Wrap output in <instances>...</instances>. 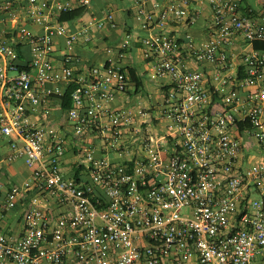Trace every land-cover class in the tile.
I'll return each mask as SVG.
<instances>
[{"label": "built area", "instance_id": "obj_1", "mask_svg": "<svg viewBox=\"0 0 264 264\" xmlns=\"http://www.w3.org/2000/svg\"><path fill=\"white\" fill-rule=\"evenodd\" d=\"M90 4L0 0V139L29 170L0 182V264H264V12L133 0L147 71L167 82L148 108L116 104L133 84L132 37L78 73L76 47L114 15L74 29L57 15ZM195 7L210 12L203 38L173 32L196 23ZM67 89L56 128L50 99L61 107Z\"/></svg>", "mask_w": 264, "mask_h": 264}, {"label": "crops", "instance_id": "obj_2", "mask_svg": "<svg viewBox=\"0 0 264 264\" xmlns=\"http://www.w3.org/2000/svg\"><path fill=\"white\" fill-rule=\"evenodd\" d=\"M159 1L163 2V0ZM133 5V0H91L90 6L87 7V16L78 18L71 22H65L67 26H69L71 29H74L87 22L92 17L101 16L102 12L104 11L112 12L115 18L116 27L114 29L105 28L96 34L97 38L94 39L91 43L79 44L76 47L74 55L76 57L75 66L78 73H85L91 66L100 65L101 63H103L104 60L108 57L105 48L109 46H116L125 38V36H129L132 37L134 41L132 47L126 53V56L123 60V64L127 68H134L140 80L142 73L149 74L145 62L141 56L139 49L140 44L138 42V40L144 37L146 33L140 30L138 21L136 19L135 8ZM245 5L247 8L252 9L253 12L257 15L264 12L261 9L254 7L251 0H245ZM195 9L202 10L201 15L197 18L195 24H193L189 29L182 26L180 28L172 27L171 30L177 33L188 31L196 39L203 38L206 31L207 20L210 16V12L207 8L200 9L198 7H195ZM35 30H39V28L36 27ZM139 56L143 61V66L138 64ZM139 69L141 74L139 73ZM153 80L158 82V90L161 92V97L159 101H155L149 105H146L141 101H137L135 98L139 93V90L142 85L139 89L136 90V86L132 82L133 84L130 85L127 90V93L117 97L116 104L123 105L127 100L130 99L133 105L140 104L141 106L148 108L155 106L162 100L167 82L156 79ZM49 105L53 108L51 125L56 128L62 129L61 125L65 124L63 116L64 111L61 109L58 100L55 98L50 99ZM8 153L9 143L6 139H0V182L6 185L20 184L28 176L29 170L24 166L23 160L21 158L8 161L6 159ZM64 164V170L66 172H69L72 169L73 164V160L69 155H67ZM13 219V217H9L7 218V220L4 221L6 229L12 226Z\"/></svg>", "mask_w": 264, "mask_h": 264}, {"label": "trees", "instance_id": "obj_3", "mask_svg": "<svg viewBox=\"0 0 264 264\" xmlns=\"http://www.w3.org/2000/svg\"><path fill=\"white\" fill-rule=\"evenodd\" d=\"M87 12L88 11H87L86 7L73 9V10L68 11V12L59 13L57 15V20L59 22H62V23L71 22V21L76 20L78 18L87 16ZM253 48L258 49V50H264V43L263 42H254ZM127 72H128L129 79H131V82H133L135 84L136 90L139 89L141 87L142 83H141L140 78L137 76L135 69L132 67H128ZM69 92H70V89H67L63 95V100L61 102V109L63 111L67 110L71 105L70 99H69Z\"/></svg>", "mask_w": 264, "mask_h": 264}, {"label": "rangeland", "instance_id": "obj_4", "mask_svg": "<svg viewBox=\"0 0 264 264\" xmlns=\"http://www.w3.org/2000/svg\"><path fill=\"white\" fill-rule=\"evenodd\" d=\"M251 2L254 7L264 11V0H251ZM138 64L142 66L144 65L140 56L138 58ZM139 73L141 74L140 69ZM141 80L142 87L140 88L139 93L137 94L135 99L137 101L143 102L146 105H149L155 101H159L161 97V92L158 90V82L150 78L148 73H142ZM130 102L131 100L129 99L125 103L129 104ZM251 154H253V152Z\"/></svg>", "mask_w": 264, "mask_h": 264}]
</instances>
